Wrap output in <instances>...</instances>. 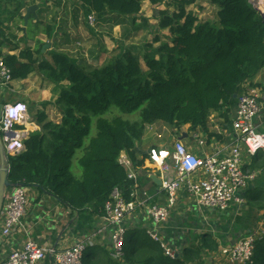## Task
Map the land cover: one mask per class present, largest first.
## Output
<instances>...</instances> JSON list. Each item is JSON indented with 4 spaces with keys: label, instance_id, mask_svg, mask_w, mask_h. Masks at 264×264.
<instances>
[{
    "label": "trees",
    "instance_id": "1",
    "mask_svg": "<svg viewBox=\"0 0 264 264\" xmlns=\"http://www.w3.org/2000/svg\"><path fill=\"white\" fill-rule=\"evenodd\" d=\"M71 1L81 5L86 18L94 15L103 20L116 15L130 18L133 34L151 29L140 15L146 0ZM147 1L165 7L156 12V22L157 29L166 30L168 35L156 33L151 43L135 51L131 48L133 52L123 48L107 65L88 70L64 53L52 52L50 62L39 59L40 42L36 50L26 46L20 50L25 40L15 42V36L5 34L2 28L5 20L21 16L24 0H0V51L6 49L4 62L12 80L24 81L36 75L53 86L54 93L58 89L54 105L61 115L56 124L47 121L43 110L37 112L40 131L29 134L24 151L8 158L10 183L35 187L73 211L90 209L103 215L114 188L129 199L132 183L118 163L122 152L135 172L152 169L148 151L137 149L146 127L189 126L200 128L210 138L209 116L218 113L228 124L230 109L238 101L244 82L264 89V80L253 83L264 69V19L249 0H203L217 9L213 22L200 21L187 11L196 0ZM36 32L30 29L29 34L34 37ZM42 34L50 38L51 27ZM46 105L42 104L43 108ZM111 106L126 115L138 112V121L99 116ZM93 128L95 134L90 137ZM76 151H81L76 160L79 175L71 170ZM128 235L122 260L113 261L107 252L94 247L84 253L86 264H199L197 248L170 259L145 233ZM207 244L208 249H215L204 237L202 245ZM248 264H264V235L256 242Z\"/></svg>",
    "mask_w": 264,
    "mask_h": 264
},
{
    "label": "built area",
    "instance_id": "2",
    "mask_svg": "<svg viewBox=\"0 0 264 264\" xmlns=\"http://www.w3.org/2000/svg\"><path fill=\"white\" fill-rule=\"evenodd\" d=\"M88 21L92 25L93 17L89 16ZM5 54L3 50L0 51V141L10 170L8 158L24 151L27 133L20 130V126L27 121L28 112L21 111L19 118L5 115L6 105H24L20 101L12 102L11 98L8 99L9 96L16 95V92L11 88L14 81L4 62ZM241 89L243 92L238 98L235 118L231 124L233 139L230 145L202 156L193 154L178 140L164 148H152L148 151V163L156 168L160 181L159 190L165 195L163 204H152L146 193H139L136 173L122 152L118 163L126 170L127 180L132 183L129 199L125 198L121 189L114 188L104 204L100 225L94 232L60 251L28 240L20 250L13 251L0 264H41L45 261L48 264H81L86 250L94 245L96 238L105 234L110 238L109 257L113 261H120L124 256L125 220L138 209L145 212L152 223V227L145 232L147 237L159 245L164 256L174 259L176 253L164 243L158 229L168 220L179 191L184 189L198 209L223 212L231 204H240L242 199L238 194L259 174L264 173V165L254 172L243 171L244 155H264V143L253 150L256 136L264 141V89L255 87L248 81L242 84ZM27 206L26 187L12 188L7 192L0 213L2 239L8 238L16 228L25 230ZM262 235L263 233H249L234 245L222 248L220 255L228 264H248L253 257L255 244L262 239Z\"/></svg>",
    "mask_w": 264,
    "mask_h": 264
},
{
    "label": "crops",
    "instance_id": "3",
    "mask_svg": "<svg viewBox=\"0 0 264 264\" xmlns=\"http://www.w3.org/2000/svg\"><path fill=\"white\" fill-rule=\"evenodd\" d=\"M29 1L37 0H24V5H30ZM50 1L47 5L50 4ZM63 1L67 2L66 0ZM65 2L61 4L62 10L66 6L72 9L75 8L73 12L78 18L79 15L84 14L83 8L78 3L68 0V5H65ZM87 18L84 16L85 20ZM86 29L88 31L91 30L90 26H86ZM79 30H81V27H79ZM260 74L263 78L258 81L260 77H256L257 80L255 78L254 84L263 83L264 69ZM24 81L13 82L11 88L16 92V95H11L8 99L11 98L10 101L12 102L20 101L27 106V121L22 123L20 130L27 133L28 138L29 134L39 132L40 127L36 124V117L32 113L33 110L31 111L34 103H31V100H28L24 94L19 96L21 91L19 85L23 84ZM248 82L251 84L250 81ZM51 87L53 94L54 87ZM58 92L59 90L56 89L52 96V102L57 98ZM242 92L241 89V94ZM237 102L232 107L234 111H230L228 124L224 119L220 118L218 113H212L209 116L208 132L213 135L212 137L209 138L200 128L191 129L189 126H183L179 129L165 127L164 130L166 132L169 130L170 132V142L165 145H157L155 140L156 143L154 142L147 151L152 148H164L178 140L190 152L197 156H202L212 153L214 149L230 145L233 139L231 124L235 118ZM45 103L50 104V100ZM38 110H40V107H38ZM44 113L49 122L58 124L61 120V115L56 109L55 113L57 116L53 115L54 112H52V116H48L45 111ZM36 114L37 112H35ZM213 121H215V125L212 127L211 123ZM153 126L156 125H151L150 129ZM144 138L145 136L137 144V149L140 151L143 150L145 145ZM243 162V171L245 173L254 172L263 167L264 155L261 153L255 157L244 155ZM76 173V175H79L78 170ZM135 173L139 193H146L151 198L150 203L152 204H163L165 195L151 179V176H155L158 179L156 168L152 166L150 171L141 172L138 170ZM26 189L28 190V206L24 217L25 230L16 228L8 238L2 239L0 237V262L4 261L13 251L20 250L28 240L37 243L39 246L52 247L59 251L64 250L90 235L100 225L99 220L103 215H96L90 209H83L81 212L73 211L51 195L35 187H26ZM238 197L242 199V202L240 204H231L223 212L213 209H198L194 205L193 200L187 197L184 189H182L178 192L176 203L170 212L168 220L159 227L158 233L168 248L176 253V257L181 258L184 251L197 248L199 264H218V260L222 262L221 264H228L220 255L222 248L234 245L249 233H258L259 235L263 233L264 235V173L259 174L254 181L250 182L246 189L238 194ZM125 227L127 235L130 232L145 233L147 229L152 227V223L145 215V212L138 209L130 217L126 218ZM204 237L212 241L215 249H208L210 244L202 245ZM94 247L97 250L109 253V235L105 234L96 238L94 245L89 249ZM41 264H48V261Z\"/></svg>",
    "mask_w": 264,
    "mask_h": 264
},
{
    "label": "rangeland",
    "instance_id": "4",
    "mask_svg": "<svg viewBox=\"0 0 264 264\" xmlns=\"http://www.w3.org/2000/svg\"><path fill=\"white\" fill-rule=\"evenodd\" d=\"M45 0L29 1L30 5H26L21 11V16L7 19L3 25V31L5 34L11 33L15 36V42L23 38L25 42L20 44V50L25 46L31 50H36L39 46L37 42L42 43V47L46 44L48 47L45 48L44 53L39 55V59L48 60L50 62V54L55 53H64L70 57L77 59L79 64L87 68L88 70L95 67H102L107 65L114 57H116L122 49H130V52L135 51L138 47H141L142 44L151 43L155 38V34L159 35H168L166 30L157 29V17L156 12L159 10H164L165 7L161 4L151 5L147 0L143 1L141 4V17L149 21L151 26L150 30H143L137 34H133L131 30L130 18L123 17L122 20L120 16L112 15L106 17L103 20H97L93 15L94 22L90 25L88 18L84 19V15H79V18L74 15L73 10L70 7H65L62 10V2L65 1L59 0L54 3L55 0H51L50 4L44 2ZM253 8L260 13V9L257 4L259 0H250ZM65 5H68V2H65ZM36 6V9L33 13L29 15L27 21L24 22V16L26 15V10L28 7ZM61 6V7H60ZM60 7V8H58ZM13 7H9L12 9ZM172 10V9H171ZM192 11L200 21H209L213 22L215 13L217 9L213 6L204 3L203 0H196L195 4L188 7L187 11ZM78 11V10H77ZM58 13H60L58 15ZM79 14V13H78ZM5 18V17H3ZM264 19V18H263ZM137 23H140V18L137 19ZM91 27V30H87L86 26ZM8 27L6 30L4 27ZM47 26L51 27V37H46L42 33ZM84 26V27H82ZM81 27V30H79ZM37 29L38 32L35 33V36L32 37L30 29ZM79 30V31H78ZM41 47V48H42ZM131 48H135L133 51ZM6 52V49L3 50ZM141 67L145 70L143 62H140ZM259 74L257 77L258 81L263 78ZM257 80V78H256ZM255 80V81H256ZM21 88L20 95H25L28 100H31V103H34L33 109H31L34 117H36L35 112L44 110L48 116L56 115L54 102H52V87L46 82H43L36 75H31L23 84H20ZM49 93V96H48ZM50 100V104H47L45 108L41 104H44L46 101ZM52 102V103H51ZM40 107V110H38ZM234 111V108H231L230 111ZM57 116V115H56ZM55 118L57 119V117ZM105 119H110L113 116L121 117L124 120L131 122L138 121V112L131 115H126L120 112L116 107L111 106L109 110L104 111L103 114L99 115ZM95 120V119H94ZM212 127L215 125V121L211 123ZM164 125H156L150 129V126L147 127L144 131V142L145 145L142 151H147V149L155 142L157 145L170 142V132H166ZM150 129V130H147ZM95 128L92 129L90 137L94 136ZM155 142V143H156ZM81 156V151H76L73 161H72V172L75 174L77 169L76 160ZM77 174V173H76ZM78 177V176H77ZM10 190V189H9ZM7 190V192L9 191ZM128 236L125 235V242L123 248L128 242ZM84 255V254H83ZM218 259V258H217ZM218 264L222 262L217 261ZM81 264H86V254L81 259Z\"/></svg>",
    "mask_w": 264,
    "mask_h": 264
},
{
    "label": "water",
    "instance_id": "5",
    "mask_svg": "<svg viewBox=\"0 0 264 264\" xmlns=\"http://www.w3.org/2000/svg\"><path fill=\"white\" fill-rule=\"evenodd\" d=\"M35 9H36V6H32V7L27 8L26 15L24 16V22L27 21V18L29 17V15L31 13L34 12ZM259 11H260L259 14L261 15V17L264 18V10H259ZM46 47H48V45L45 44L41 48L42 54L44 53V50ZM1 112H2V106L0 105V117H1ZM7 164L8 163H7L6 158H5L3 146H2V143L0 141V213H1L2 206L4 204L5 195H6L7 190L12 189V188H16V187H23L22 185L13 184V183H10L8 181L9 169H8ZM151 179H152V181H154L156 183V185L160 186V181L155 176H151Z\"/></svg>",
    "mask_w": 264,
    "mask_h": 264
},
{
    "label": "clouds",
    "instance_id": "6",
    "mask_svg": "<svg viewBox=\"0 0 264 264\" xmlns=\"http://www.w3.org/2000/svg\"><path fill=\"white\" fill-rule=\"evenodd\" d=\"M5 108H6L5 115L7 117H11V118H19V114L21 113V111L22 112L28 111V108H27V106H25V104L24 105H17L15 107H13L12 105L9 104V105H6ZM261 143H264V141H261L260 136H256L255 137V145H254L253 150H255V147H259L261 145Z\"/></svg>",
    "mask_w": 264,
    "mask_h": 264
},
{
    "label": "bare ground",
    "instance_id": "7",
    "mask_svg": "<svg viewBox=\"0 0 264 264\" xmlns=\"http://www.w3.org/2000/svg\"><path fill=\"white\" fill-rule=\"evenodd\" d=\"M257 6L260 10H264V0H259V3L257 4Z\"/></svg>",
    "mask_w": 264,
    "mask_h": 264
}]
</instances>
